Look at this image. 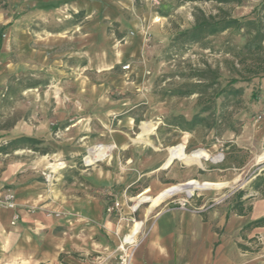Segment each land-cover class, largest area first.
Wrapping results in <instances>:
<instances>
[{
	"label": "rangeland",
	"instance_id": "1",
	"mask_svg": "<svg viewBox=\"0 0 264 264\" xmlns=\"http://www.w3.org/2000/svg\"><path fill=\"white\" fill-rule=\"evenodd\" d=\"M262 1L0 0V160L16 151L30 163L43 158L35 174L51 196L87 192L95 180L106 209L124 200L127 233L149 206L133 207L145 189L154 196L173 185L151 206L167 198L157 208L185 204L200 214L232 207L244 191L250 209L262 198L250 182L264 172V50L245 48L254 29L196 44L177 35L201 13L252 20ZM259 17L264 48V12ZM21 137L40 144L7 145ZM196 150L209 155L203 165ZM198 181L206 190L223 186L196 192ZM110 252L100 245L58 264L101 263Z\"/></svg>",
	"mask_w": 264,
	"mask_h": 264
},
{
	"label": "crops",
	"instance_id": "2",
	"mask_svg": "<svg viewBox=\"0 0 264 264\" xmlns=\"http://www.w3.org/2000/svg\"><path fill=\"white\" fill-rule=\"evenodd\" d=\"M33 48L27 53L32 59L38 56ZM196 151L206 156L201 160L202 165L209 160L207 152ZM22 153L16 151L8 160H0V200L10 193L17 205L14 211L0 208V264H58L63 255L87 257L96 253L100 245L111 252L101 263L89 264H114L118 255L114 248L116 240L134 239L142 222L143 229L133 250V264H264V226L245 229L264 216V198L254 201L245 215H237L229 206L199 214L169 204L157 208L167 198L151 206L149 199L173 185L154 196L145 189L142 193L147 191L146 196L135 201L133 207L138 210L140 205L149 206L142 221L135 222L137 230L133 225L127 233L129 212L121 197L115 201L119 209L108 214L103 199L94 194L97 184L91 179L87 192L76 188L73 195L56 191L51 196L35 174L46 161L42 158L30 163L27 154L21 158ZM54 165L49 163L48 167ZM212 184L223 186L219 182ZM220 188L206 190L200 181L196 184V192H217ZM140 201L143 202L135 206ZM50 213L60 216L56 218ZM15 215L18 219L12 224ZM120 216L125 219H118Z\"/></svg>",
	"mask_w": 264,
	"mask_h": 264
},
{
	"label": "trees",
	"instance_id": "3",
	"mask_svg": "<svg viewBox=\"0 0 264 264\" xmlns=\"http://www.w3.org/2000/svg\"><path fill=\"white\" fill-rule=\"evenodd\" d=\"M188 2H194L198 0H185ZM206 1H214L218 4H235L240 5L245 0H206ZM264 12V0L261 2L259 7L255 9L252 13L253 19L247 20L245 22H240L237 19L232 18L227 12L220 10L219 13L215 15H204L200 14L199 16H195L193 25L177 35V39H181L186 43L196 44L206 39L207 37L214 36L226 30L232 28H245L248 33H250L253 29V40L249 44L245 45V48H248V45H252L254 49L259 52L263 51L264 48L262 46V34L260 31V13ZM264 71V70H263ZM250 78H242L241 81L249 82ZM238 80L233 79L230 83H237ZM40 142L36 139L29 137H21L15 140H12L7 145L16 150V148L20 145H38ZM264 172H261L260 175L255 176L254 179L250 182V188L252 191L258 192L261 194V197L264 198ZM245 194L244 191L238 192V194L233 198L231 209L234 211L237 209V215H245L249 208H244L243 202L241 201L242 196ZM264 226V216L251 222L248 224L245 229L249 227H262Z\"/></svg>",
	"mask_w": 264,
	"mask_h": 264
},
{
	"label": "built area",
	"instance_id": "4",
	"mask_svg": "<svg viewBox=\"0 0 264 264\" xmlns=\"http://www.w3.org/2000/svg\"><path fill=\"white\" fill-rule=\"evenodd\" d=\"M128 69H129V66L123 67L124 71H127ZM16 207H17V205L15 203L14 196L12 194H10V193L5 194L3 199L0 200V208H4V209H7V210L14 211L16 209ZM173 208H178V209H182V210H189L188 208H185V204H178V207H173ZM118 209H119V204L115 203L112 206L108 207L106 209V211H107L108 214H111L114 210H118ZM136 211H134V212H136ZM189 211L194 212V213H199V210H196V211L189 210ZM17 219H18V216L15 215L13 217L12 224H15ZM134 223H135V221H133V225H134ZM142 229H143V222H142L141 230L138 233V235L136 236V238L134 239V241H132L130 243H127V244H124V245H119V247H118V255H117V258H116L114 264H133L132 263L133 250H134V248H135V246L137 244V240H138V237H139L140 233L142 232Z\"/></svg>",
	"mask_w": 264,
	"mask_h": 264
},
{
	"label": "bare ground",
	"instance_id": "5",
	"mask_svg": "<svg viewBox=\"0 0 264 264\" xmlns=\"http://www.w3.org/2000/svg\"><path fill=\"white\" fill-rule=\"evenodd\" d=\"M60 166H61V163H58V164H56V165H54V166H52V167L56 170V169L59 168ZM52 167H48V168L52 169ZM133 212H134V211H133ZM133 229H134V230H137V223L134 224ZM137 235H138V234H137ZM135 238H136V236H135ZM135 238H134V239H135ZM134 239H132L131 241H124V240H123V242H122V240H121V241H120V245H124V244L130 243V242L134 241Z\"/></svg>",
	"mask_w": 264,
	"mask_h": 264
}]
</instances>
